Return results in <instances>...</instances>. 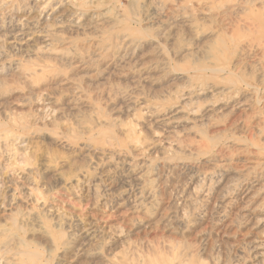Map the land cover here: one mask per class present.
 <instances>
[{"label":"rangeland","instance_id":"374dc122","mask_svg":"<svg viewBox=\"0 0 264 264\" xmlns=\"http://www.w3.org/2000/svg\"><path fill=\"white\" fill-rule=\"evenodd\" d=\"M0 264H264V0H0Z\"/></svg>","mask_w":264,"mask_h":264},{"label":"bare ground","instance_id":"6f19581e","mask_svg":"<svg viewBox=\"0 0 264 264\" xmlns=\"http://www.w3.org/2000/svg\"><path fill=\"white\" fill-rule=\"evenodd\" d=\"M232 7H229V9H231ZM111 22V21H109ZM122 43H121V47H119L118 51L116 50L117 54H122V51L124 52V54H133L134 51H136V49H138V47L140 46V41L138 39L133 38L130 35L124 34L120 37ZM141 40V39H140ZM117 47V48H118Z\"/></svg>","mask_w":264,"mask_h":264}]
</instances>
